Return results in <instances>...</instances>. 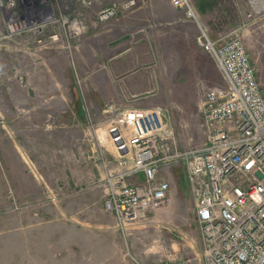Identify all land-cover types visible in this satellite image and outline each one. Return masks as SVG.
<instances>
[{
    "label": "rangeland",
    "instance_id": "obj_1",
    "mask_svg": "<svg viewBox=\"0 0 264 264\" xmlns=\"http://www.w3.org/2000/svg\"><path fill=\"white\" fill-rule=\"evenodd\" d=\"M54 1L13 31L0 10V264H203L180 164L165 204L125 232L100 181L118 153L109 104L161 106L178 149L206 140L202 96L225 82L199 26L170 0ZM190 2L210 37L241 36L264 86V17L248 20L245 0ZM84 157L95 177L81 182Z\"/></svg>",
    "mask_w": 264,
    "mask_h": 264
},
{
    "label": "built area",
    "instance_id": "obj_2",
    "mask_svg": "<svg viewBox=\"0 0 264 264\" xmlns=\"http://www.w3.org/2000/svg\"><path fill=\"white\" fill-rule=\"evenodd\" d=\"M54 2L0 0V10L13 31L32 14L54 11ZM170 2L199 26L197 40L225 85L205 89L201 114L207 138L186 149L176 147L161 106H106L119 154L102 165L103 207L125 232L165 204L170 182L164 171L180 164L194 200L203 264H264V86L237 32L210 37L190 0ZM245 2L248 20L264 17V0Z\"/></svg>",
    "mask_w": 264,
    "mask_h": 264
},
{
    "label": "crops",
    "instance_id": "obj_3",
    "mask_svg": "<svg viewBox=\"0 0 264 264\" xmlns=\"http://www.w3.org/2000/svg\"><path fill=\"white\" fill-rule=\"evenodd\" d=\"M114 65H115V69H114V67H113V70H114V71H117V70H116V63H115ZM71 115H72V116L68 117V119H77V117L81 118L80 115H79V112H78L77 108L74 110V108L71 107ZM105 143H106V144H105ZM103 145H104V147H105L104 149L107 150V152H108L109 154H111V155H113V156L116 155V150H115V148H114L110 143L106 142V140H105V141L103 142ZM87 150H92L93 153H91V154H92L93 156L97 154L96 152L94 153V151H95V148H94V147H91V146H90V148H88ZM83 155H84V154H83ZM88 156H90V155H88ZM85 162H86V163H85ZM81 165L84 167V169H85V173H81V174H82L81 177H76V179H77L78 181L83 182L82 180H84V178L87 179L86 181H89L90 178L95 177V172H94V170H93L92 167H91L92 165H91V163H90L89 161L86 160L85 157L82 159ZM77 171H78V170H77ZM100 172H101V171H98L99 174H100ZM197 239H198V236H197ZM198 252H199V251H198ZM200 255H201V254H200ZM181 264H183V263H181Z\"/></svg>",
    "mask_w": 264,
    "mask_h": 264
}]
</instances>
